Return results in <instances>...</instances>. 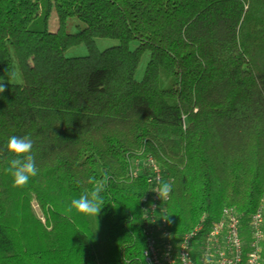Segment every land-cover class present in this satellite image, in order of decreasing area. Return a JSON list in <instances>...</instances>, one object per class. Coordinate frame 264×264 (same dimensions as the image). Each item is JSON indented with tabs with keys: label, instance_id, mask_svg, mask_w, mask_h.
<instances>
[{
	"label": "trees",
	"instance_id": "obj_1",
	"mask_svg": "<svg viewBox=\"0 0 264 264\" xmlns=\"http://www.w3.org/2000/svg\"><path fill=\"white\" fill-rule=\"evenodd\" d=\"M0 80V264H148V157L175 238L264 198V0H0ZM11 136L33 141L23 187ZM105 174L97 218L69 212Z\"/></svg>",
	"mask_w": 264,
	"mask_h": 264
},
{
	"label": "built area",
	"instance_id": "obj_2",
	"mask_svg": "<svg viewBox=\"0 0 264 264\" xmlns=\"http://www.w3.org/2000/svg\"><path fill=\"white\" fill-rule=\"evenodd\" d=\"M145 164L155 185L147 212L148 237L144 258L148 264H181L178 254L186 253L191 264H264V198L258 208L245 216L235 207L224 206L222 216L205 230L200 223L190 232L175 238L166 228V199L154 190L161 184L163 169L152 157ZM136 175V170L134 171ZM205 230V232H204ZM167 253V255H165Z\"/></svg>",
	"mask_w": 264,
	"mask_h": 264
},
{
	"label": "clouds",
	"instance_id": "obj_3",
	"mask_svg": "<svg viewBox=\"0 0 264 264\" xmlns=\"http://www.w3.org/2000/svg\"><path fill=\"white\" fill-rule=\"evenodd\" d=\"M5 87L4 81L0 80V93L5 91ZM32 148L33 141L29 136H11L7 141L6 151L10 159L8 160V167L5 171L13 177V188L25 186L30 178L38 174ZM0 155H3V152H0ZM108 179L107 174H105L100 181L89 178V183L95 186L90 192H86L78 198H73L68 211H74L77 214H84L97 218L98 214L101 212L102 205H104L101 193L107 186ZM154 192L157 193L160 199H166L171 192V184L161 183ZM165 255H167V253H165ZM178 256L181 260V264H191V259L186 253L178 254ZM204 264H211L207 257H205Z\"/></svg>",
	"mask_w": 264,
	"mask_h": 264
},
{
	"label": "rangeland",
	"instance_id": "obj_4",
	"mask_svg": "<svg viewBox=\"0 0 264 264\" xmlns=\"http://www.w3.org/2000/svg\"><path fill=\"white\" fill-rule=\"evenodd\" d=\"M71 22H72L71 25H68L66 27V30L67 31L69 30L70 32L76 30V27L73 26L74 24H77V23L82 24L81 21L77 20L76 18L71 19ZM51 23H52V25H51L52 29H54L56 26V16L55 15L52 16ZM117 43H118V40L115 38H98V39H96V44L99 48L115 45ZM85 52H86V48L83 46V44H81V45L69 48L66 53H67V55H80V54H84ZM145 58H146V56L144 57V60H145ZM29 61H30L31 70H32V73L34 75V78L36 81H38L39 74H40V68H39L38 62L35 58H30ZM141 65L143 66V61H142ZM39 215H41V214L39 213Z\"/></svg>",
	"mask_w": 264,
	"mask_h": 264
}]
</instances>
